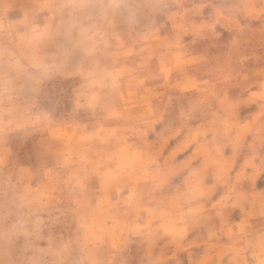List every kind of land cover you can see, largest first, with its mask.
Instances as JSON below:
<instances>
[{
    "label": "rangeland",
    "instance_id": "rangeland-1",
    "mask_svg": "<svg viewBox=\"0 0 264 264\" xmlns=\"http://www.w3.org/2000/svg\"><path fill=\"white\" fill-rule=\"evenodd\" d=\"M0 264H264V0H0Z\"/></svg>",
    "mask_w": 264,
    "mask_h": 264
}]
</instances>
